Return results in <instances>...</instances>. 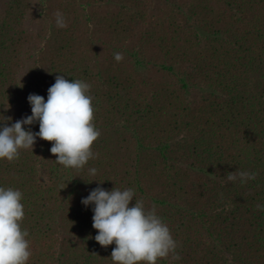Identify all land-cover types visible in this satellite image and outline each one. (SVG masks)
<instances>
[{
  "label": "trees",
  "instance_id": "1",
  "mask_svg": "<svg viewBox=\"0 0 264 264\" xmlns=\"http://www.w3.org/2000/svg\"><path fill=\"white\" fill-rule=\"evenodd\" d=\"M126 1L112 11L106 0L7 4L0 121L31 115L29 94L47 99L63 75L91 85L100 131L82 169L57 164L39 138L0 160V187L23 194L27 264H114L115 244L94 239L91 206L70 204L96 188L97 173L107 190L133 189L130 206L142 201L169 227L180 259L157 264H264V0ZM21 20L35 31L12 26ZM237 170L255 179L227 180Z\"/></svg>",
  "mask_w": 264,
  "mask_h": 264
},
{
  "label": "clouds",
  "instance_id": "2",
  "mask_svg": "<svg viewBox=\"0 0 264 264\" xmlns=\"http://www.w3.org/2000/svg\"><path fill=\"white\" fill-rule=\"evenodd\" d=\"M57 28L67 27L62 12L55 13ZM117 62L123 54L114 53ZM91 85L84 80L69 81L63 75L47 90V99L38 94H29L27 101L31 115L9 124L0 121V160L12 162L19 157L21 149H33L37 138L52 142L50 152L56 156V163L71 169H82L94 158L92 145L100 131L92 123L94 108L92 96L88 94ZM11 118H9L10 120ZM38 132L30 127L37 124ZM90 175L97 169L90 168ZM255 173L235 171L226 175L227 180L241 183L255 179ZM102 184L101 182H99ZM134 190L114 187L107 190L97 186L81 199L86 208L91 206L92 227L96 230L95 241L102 247L115 244L111 259L114 264H157L158 259H180L176 253L177 241L167 224L157 215L155 208L146 210L142 201L134 200ZM23 194L12 187H0V264H27L31 256L29 235L22 230L24 218ZM264 211V204H257Z\"/></svg>",
  "mask_w": 264,
  "mask_h": 264
},
{
  "label": "rangeland",
  "instance_id": "3",
  "mask_svg": "<svg viewBox=\"0 0 264 264\" xmlns=\"http://www.w3.org/2000/svg\"><path fill=\"white\" fill-rule=\"evenodd\" d=\"M108 2V8L109 10H116L118 7H121L122 5H124L127 1L126 0H106ZM130 1V0H129ZM9 3V0H0V25L2 24H5L3 23V18L5 17V10L6 8H8L7 4ZM15 20V18H13ZM14 22V21H13ZM12 23V26L13 24L17 26V29H21L22 30H25L26 32L30 33V32H34L36 27L34 24H30L28 21L26 20H21L20 22H18L19 26L16 24V23ZM14 27V26H13ZM5 30L6 32H8L9 35H12V29L11 27L10 28H7V25H5ZM28 115V109H21V112L18 114V119H21L22 117H25ZM185 134V133H184ZM185 137H187V135H183L182 138L180 139V142L181 140H183V142H185ZM177 165V164H176ZM101 175H103L102 173H97V175L95 176V180L92 181L93 182V185H96V187L99 185L101 187H104V179L102 177H100ZM99 178V180H98ZM99 182H101L102 184H100ZM85 197L83 196V193L81 192V195H80V198L78 199L79 201H81V199ZM77 199H70V204H73V203H79V204H82L81 202H78Z\"/></svg>",
  "mask_w": 264,
  "mask_h": 264
}]
</instances>
